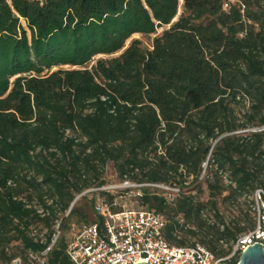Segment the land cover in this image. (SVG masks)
<instances>
[{
    "label": "trees",
    "instance_id": "trees-1",
    "mask_svg": "<svg viewBox=\"0 0 264 264\" xmlns=\"http://www.w3.org/2000/svg\"><path fill=\"white\" fill-rule=\"evenodd\" d=\"M181 1L0 0L2 264L20 258L12 242L32 264L57 220L101 223L100 198L70 206L83 191L113 202L98 189L108 163L120 182L178 188L137 196L171 245L224 257L255 229L256 209L230 218L219 200L247 193L256 205L264 191V0ZM135 34L155 36L146 46ZM66 245L57 238L45 263L70 264Z\"/></svg>",
    "mask_w": 264,
    "mask_h": 264
},
{
    "label": "built area",
    "instance_id": "built-area-1",
    "mask_svg": "<svg viewBox=\"0 0 264 264\" xmlns=\"http://www.w3.org/2000/svg\"><path fill=\"white\" fill-rule=\"evenodd\" d=\"M42 5L45 0H30ZM22 19V18H20ZM157 186L167 190L168 200L178 188L161 184L134 183L123 180L115 188H130L134 195H141V187ZM102 186L98 189L109 190ZM257 224L254 230L238 238L231 253L218 257L204 245H171L163 236L165 224L161 213L145 207H117L115 200L107 202L104 198L96 201L94 209L103 216L101 223L83 225L77 229L66 245L70 264H228L236 251L239 254L257 242L264 247V200L261 189L255 192ZM61 221H56L57 234H53L50 244L38 255L37 264H46V255L59 234ZM42 241V239H40ZM33 257V255H30ZM9 264H21L20 258Z\"/></svg>",
    "mask_w": 264,
    "mask_h": 264
},
{
    "label": "rangeland",
    "instance_id": "rangeland-1",
    "mask_svg": "<svg viewBox=\"0 0 264 264\" xmlns=\"http://www.w3.org/2000/svg\"><path fill=\"white\" fill-rule=\"evenodd\" d=\"M181 2L182 1L180 0V3ZM180 11H181V9L179 8L177 14H179ZM20 20H21L22 25L24 27H26L25 21L23 19H20ZM161 30H162V28L157 29V33H159ZM153 36H155V34H151L150 36H144V37L135 34L132 36V38H134V37L140 38L143 41L144 45L149 46ZM128 42L129 41H127V43ZM97 57H99V56H97ZM205 177H206V172L204 171L201 174L200 179L204 180ZM104 178L106 180V184L104 186L105 187H113L112 188V190H113L112 192L114 195L113 201L115 200V202L117 203V207H124V206H126V207H142L143 206L141 200L138 199L137 195H134V192H130V190L124 191V190H115L114 189V186H118L121 182H120V179L118 178L117 174L115 173L111 163H108L106 165V168L104 171ZM129 181L134 182L132 180H129ZM165 186H167V185H165ZM168 187H170V186L168 185ZM172 188H177V187H172ZM127 189H130V188H127ZM206 197H207V192L204 190V193L200 195V198L205 200ZM90 198H96V199L97 198H104L106 200H109L106 196H103L100 193L92 194L90 192L83 191V192L75 195L74 199H76V200L74 201L71 208H74L78 211L79 210L89 211L87 204H88V201ZM219 206H220V210L223 211L224 214H226V216H229L230 218H234L235 216H237L239 214L240 210L243 213H247L249 217L255 218L256 205L254 203L252 194L243 193L241 196L238 197L237 202H229V201L221 202V198H220ZM68 212H69V209L66 210L65 212L58 213L59 218L61 219V218L65 217ZM83 225H85V222L83 220H81L80 218H79V220H75L74 218L68 219L64 223H60V226L58 229L59 234H58L57 238L62 237L65 239L66 242H68L70 240V238L72 237V235L74 234V232L77 229L81 228ZM52 229L54 231V234H57L56 222L53 224ZM30 234L35 236L36 238L44 239L45 235L47 234V229L43 226L42 223H35L30 227ZM10 246H13V247L10 248ZM10 246L8 247V252H12L13 250L16 249L14 247L17 246L16 250L19 252V257H20V260L22 262L24 260L25 253L22 251V248L20 247V245H18V242H12L10 244ZM29 261L30 262L32 261V264H37L38 263V257L33 256L28 260V262ZM227 261H228V264H230L229 263L230 258L227 259ZM0 264H2V263L0 262Z\"/></svg>",
    "mask_w": 264,
    "mask_h": 264
},
{
    "label": "water",
    "instance_id": "water-1",
    "mask_svg": "<svg viewBox=\"0 0 264 264\" xmlns=\"http://www.w3.org/2000/svg\"><path fill=\"white\" fill-rule=\"evenodd\" d=\"M76 199H74L75 201ZM74 201L71 203L73 205ZM136 264H147V262H138ZM237 264H264V247L263 244L257 242L245 248L240 256Z\"/></svg>",
    "mask_w": 264,
    "mask_h": 264
}]
</instances>
